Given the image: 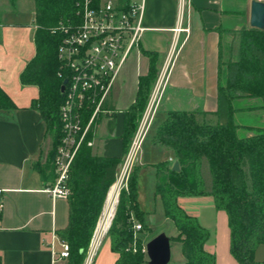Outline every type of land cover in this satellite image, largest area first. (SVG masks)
Segmentation results:
<instances>
[{"label": "crops", "instance_id": "1", "mask_svg": "<svg viewBox=\"0 0 264 264\" xmlns=\"http://www.w3.org/2000/svg\"><path fill=\"white\" fill-rule=\"evenodd\" d=\"M251 3L252 0H186L182 9L181 0L146 2V30L108 99L110 113L97 120L92 147L96 156L124 157L125 117L136 104L141 78L150 72L151 53L155 57L157 78L141 113L143 116L147 107L153 106L152 123L144 141L159 119L151 141L153 147L147 145L143 148V141L132 169L137 174L138 208L148 227L147 231L137 235L139 237L150 235V239L164 232L171 238L178 234L165 216L156 191L158 166L167 163L172 167L178 160L169 147L156 140V132L173 111L196 113L201 122L218 121L219 88L227 83L226 64L236 59V51L232 52L234 33L243 27L252 28ZM8 4V0H0L1 17ZM8 8L9 12L13 11ZM35 24V10L31 23H0V88L16 106L15 110H0V199L3 203L0 210V255L3 264H69L68 258L58 255L62 242L59 232L69 225V200L52 198L46 190L54 185L53 181L44 180L36 168V158L40 156L46 162L52 149L47 125L40 111L32 106L40 97V89L21 81L22 73L37 54ZM181 27L188 28L189 33L176 30ZM260 105L259 99L234 102L232 119L240 126L241 135L252 136V129L264 128V111L259 109ZM150 149H162L159 150L162 151V161H149L152 157ZM147 165H154L156 170L152 193L159 199L158 211L146 207L141 201L138 173ZM107 204L108 201L104 212ZM178 205L210 232L205 248L215 254V264H240L232 254L224 253V259L220 260L216 239L220 221L228 225V220L225 212L216 209L212 196H181ZM154 227L159 229L154 232ZM168 228L173 233L176 230V234L169 235ZM53 234L59 237L55 242ZM52 243L57 255L52 252ZM261 247L256 252L257 264H264ZM117 259L110 239L105 236L91 264H117Z\"/></svg>", "mask_w": 264, "mask_h": 264}, {"label": "trees", "instance_id": "2", "mask_svg": "<svg viewBox=\"0 0 264 264\" xmlns=\"http://www.w3.org/2000/svg\"><path fill=\"white\" fill-rule=\"evenodd\" d=\"M34 1L38 27L35 35L37 54L22 73L21 81L24 85H36L40 89V97L32 106L40 111L48 133L53 132L55 140L49 162L36 168L44 180L54 182L53 162L63 138L60 108L64 95L61 87L67 74L59 76L62 71L58 59L59 38L51 35L49 30L61 20L74 18L76 0ZM234 51L236 59L226 64L227 83L219 88L218 121L201 122L196 113L173 111L156 132V140L169 147L181 165L180 172L173 171L167 163L158 166L156 191L165 216L178 231L171 241L182 244L185 264H215L216 257L205 248L210 232L178 205L181 196L209 195L214 198L216 209L227 214L230 251L238 263L257 264V249L264 245V128L252 129L254 135L244 136L232 119L234 102L238 99H259V109L264 111V31L243 27L235 32ZM149 55L152 62L150 72L141 78L136 104L125 117L124 157L157 78L155 57L151 53ZM15 109L13 101L0 88V110ZM90 116L89 112L84 114L85 122ZM92 138L93 134H90L89 139ZM124 157L96 156L87 144L78 151L68 182L69 225L59 232L62 241L70 246L69 264H84ZM205 165L211 179L210 189L202 173ZM137 198V174L134 170L128 190L120 194L106 234L112 251L118 255L117 264H149L143 251L147 241L135 236L133 229L135 222L132 216L143 227L138 234L148 230ZM0 264H3L1 255Z\"/></svg>", "mask_w": 264, "mask_h": 264}, {"label": "built area", "instance_id": "3", "mask_svg": "<svg viewBox=\"0 0 264 264\" xmlns=\"http://www.w3.org/2000/svg\"><path fill=\"white\" fill-rule=\"evenodd\" d=\"M186 0H181L182 9ZM264 1V0H258ZM147 0H76V13L73 19L61 20L50 28V33L59 38L58 59L62 71L59 76L67 74L68 83L64 93V103L60 108V119L63 138L59 146L55 164L59 175L55 184L46 191L54 199H68L69 170L79 149L84 144L93 147L97 120L101 115L108 114L107 102L110 98L118 77L129 56L138 47L145 32L144 18ZM38 28V27H37ZM178 31L189 33L188 28ZM91 116L85 122L84 114ZM153 119V106L149 105L141 117L123 163L119 168L116 184L120 182V190L127 186V178L132 171L142 143L150 129ZM1 194V191H0ZM117 197L112 205L111 216L115 209ZM3 203L0 199V210ZM100 218L91 240L86 264H91L95 253L106 236L111 217L106 226H101ZM135 236L143 229L135 221ZM59 237L53 234V242ZM134 251H136L134 247ZM146 255V245L143 250ZM52 252L57 255L54 243ZM60 258H69L70 246L61 242Z\"/></svg>", "mask_w": 264, "mask_h": 264}, {"label": "rangeland", "instance_id": "4", "mask_svg": "<svg viewBox=\"0 0 264 264\" xmlns=\"http://www.w3.org/2000/svg\"><path fill=\"white\" fill-rule=\"evenodd\" d=\"M8 3L9 4L5 5V7L2 10L3 16L2 17L0 16V23H4L5 21L6 22H9V21H11V22L17 21L18 22L19 21V22H24V23H31V21L33 20L34 10L36 9V5H35V1L34 0H8ZM7 7L12 9L13 11L9 12L7 10ZM131 56L132 55L129 56L128 60L131 58ZM140 117H142V116H140ZM140 119L141 118H139L138 122L140 121ZM158 119L159 118H157L156 122L154 123V126H153L148 138L146 139V141H144L145 143L143 145V148H145L147 145H148V147H153V144H152L151 141H152L153 135L155 134V130H156V126H157V123H158ZM49 137H50V139L52 141V148H53V144H54V140H55L53 132H49ZM59 146H58V149H59ZM58 149H57V152H58ZM159 150H162V149H159ZM159 150L150 149L152 157L150 159H148V160L149 161H157L158 163H159V161H162L161 160L162 159V154H161L162 151H159ZM51 151H52V149H51ZM92 153H93V151H92ZM56 155H55V158H56ZM49 157H51L50 154L48 156L47 161L45 162L46 159H44V161H42L41 160L42 158L40 156H38L36 158V161H37L36 166L43 167L45 164H47L49 162L48 161ZM39 159H40V161L45 162V163H43V164L40 163L38 161ZM52 161H51V163H52ZM73 162H72V164H73ZM53 164H54V167H55V180H54L53 184H55V182H56V180L58 178L59 172H58L57 166L55 164V160H54ZM71 168H72V165H71ZM71 168L69 170V178H70V174H71ZM131 172L132 171H130V174H129L128 178H127V180H128L127 181V186H129V181H130L131 174H132ZM155 173H156L155 166L154 165H147L146 168H144L142 172L138 173V181L140 182L139 183V190H140L141 201H142L143 205H145L146 207H149L153 211L156 208L157 211H158L159 199L155 198V195L152 193L153 192L152 191V182H154ZM202 173H203V176H204V178L206 180L207 188L210 189L211 179H210V175H209V171H208L207 165L204 166ZM68 182H69V179H68ZM110 190H111V188H110ZM110 190H109V193H110ZM123 190H128V188L124 187V188H122L120 190V192L118 194L117 202H116V205H115V209H116V206H117V204L119 202L120 194H121V192ZM109 193H108V196H107L106 203L108 201ZM115 209H114L113 216H111V223H112L114 215H115ZM104 211L105 210L103 209V213H104ZM101 217H102V214H101L100 218ZM226 219L228 220L227 214H226ZM111 223H110V225L108 227V230H109V228L111 226ZM159 227H154L153 228L154 232H156L157 229H159ZM174 232L175 233L170 231V229L168 228V233H170L169 235H172V236L175 235L176 234V230ZM146 236L147 237H145V235H144L141 238H143L145 241H148L149 240L148 237L150 235H146ZM216 240H217V243H218L220 260H222V258L224 256V253L225 254H229V256H231L230 248H229L230 247V230H229L228 225L227 224L224 225L222 221H220V224H219L218 236H217ZM171 245H172V248H171V250H172V263L171 264H183L185 262V258H184L183 253H182V244L178 243V242H173ZM261 248L264 250V245H262ZM147 260L149 261L148 256H147Z\"/></svg>", "mask_w": 264, "mask_h": 264}, {"label": "water", "instance_id": "5", "mask_svg": "<svg viewBox=\"0 0 264 264\" xmlns=\"http://www.w3.org/2000/svg\"><path fill=\"white\" fill-rule=\"evenodd\" d=\"M250 25L252 28L264 31V1L252 0ZM67 83L68 80H64L61 93H64ZM172 170L175 172L181 171L179 161L173 164ZM171 243V238L164 232L151 239L146 244L149 264H169L172 258Z\"/></svg>", "mask_w": 264, "mask_h": 264}, {"label": "bare ground", "instance_id": "6", "mask_svg": "<svg viewBox=\"0 0 264 264\" xmlns=\"http://www.w3.org/2000/svg\"><path fill=\"white\" fill-rule=\"evenodd\" d=\"M120 188V182H118L117 184L115 183L112 187H111V190H110V193H109V198H108V204H107V209H106V212H105V215H104V218L100 221V224L101 226H104V224L108 225V221H107V218L111 217V212H112V205H113V202L115 201L116 197H117V194H118V190ZM114 213V212H113ZM106 225V226H107Z\"/></svg>", "mask_w": 264, "mask_h": 264}]
</instances>
